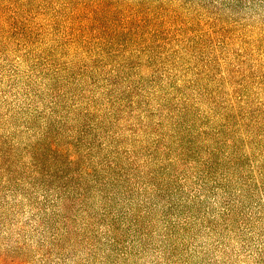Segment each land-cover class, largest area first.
I'll return each mask as SVG.
<instances>
[{"label":"trees","instance_id":"16d2710c","mask_svg":"<svg viewBox=\"0 0 264 264\" xmlns=\"http://www.w3.org/2000/svg\"><path fill=\"white\" fill-rule=\"evenodd\" d=\"M15 3L26 106L0 94V162L17 157L54 194L70 239L73 217L98 233L104 214L108 234L122 219L126 232L193 185L222 251L252 246L264 228V0ZM2 6L5 83L22 74L1 59Z\"/></svg>","mask_w":264,"mask_h":264},{"label":"rangeland","instance_id":"374dc122","mask_svg":"<svg viewBox=\"0 0 264 264\" xmlns=\"http://www.w3.org/2000/svg\"><path fill=\"white\" fill-rule=\"evenodd\" d=\"M15 1L0 0L1 8L4 2L7 4L9 18L8 51L1 59L8 60L5 62L8 67H16L22 75L5 83L3 78L0 94L7 89L10 101L15 98L20 106H26V62L21 66L15 63V60L20 61L17 26H24L26 22L20 23L14 18ZM4 111L10 114L11 121L10 111ZM8 127L19 128L15 138L25 135L24 125L8 122L5 128L9 134ZM29 180L17 157L8 158L6 165L0 162V264H264V228L261 235H252L255 240L252 246L237 244L231 252L224 253L218 238L205 228L204 220L209 216L206 202L194 195L193 185H187L184 192L172 188V194L159 201L147 218L137 225L127 223L126 232L122 219L117 222L115 231L108 234L105 227H101L104 214L93 215L100 222L98 233L87 232L81 220L73 217L72 225L82 229L73 234L71 240L65 226L67 212L59 210L53 193L33 187ZM136 188L138 194L156 189L151 181L147 186L140 182ZM182 193L188 197L179 198ZM56 231L59 246L48 243Z\"/></svg>","mask_w":264,"mask_h":264}]
</instances>
